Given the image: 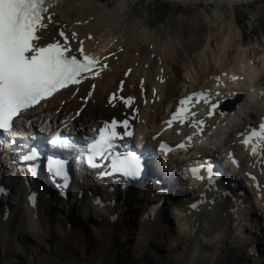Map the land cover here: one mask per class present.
Here are the masks:
<instances>
[{
  "label": "bare ground",
  "instance_id": "bare-ground-1",
  "mask_svg": "<svg viewBox=\"0 0 264 264\" xmlns=\"http://www.w3.org/2000/svg\"><path fill=\"white\" fill-rule=\"evenodd\" d=\"M168 1L174 7L182 4L190 12L173 11L167 33L151 34L144 19L125 25L134 0H113L112 6L100 0H48L45 15L51 19L45 20L47 28L39 33L44 37L41 42L59 40L62 31L69 37L73 53L83 42L84 53L107 63L108 68L101 71L100 78L87 76L79 87L22 114L14 133L32 134L37 127L43 135L62 126L76 140H86L103 119L124 114L142 138L166 139L173 144L191 137L188 145L195 149L171 156L173 166L196 159L198 153L224 152L227 157L233 153L246 196H241V188H235L229 197L225 194L228 188L223 191L217 183L204 180L200 189L185 190L190 200L183 196L174 199L180 206L175 209L171 208L175 204L172 198L155 184L144 186L139 194L117 186L112 196L110 188L102 187L95 198L86 193L88 196L79 200L76 194L67 202L56 195V201H48L47 189L41 199L43 218L40 208L33 209L26 201L19 206L20 224H5L0 217V264H117L135 256L143 257V264H156L153 258L160 264H264V142H255L261 143L262 150L241 143L247 129L264 120V68H255L261 62L257 50L243 47V38L234 28L237 19L227 22L226 12L228 6L235 11L237 3L256 0ZM129 29L138 31L134 40L128 37ZM144 43L149 45L150 55L143 56ZM218 77L223 81H214ZM205 92H210L209 98L202 100L201 108L197 103L193 107L200 116H191L184 126L169 128L167 120L178 100ZM111 93L127 98L132 105L118 99L110 102ZM258 96L262 100H255ZM217 102L237 107L220 115L215 110ZM199 119L204 126H198ZM254 147L257 152L250 155ZM22 190L26 188L22 186ZM201 192L206 196L201 197ZM164 200L156 213L147 210ZM194 204L198 206L194 208ZM90 230L99 246L88 256ZM117 235L126 242L125 247L117 246ZM148 251L163 254L148 258ZM19 253L27 255V263L19 261Z\"/></svg>",
  "mask_w": 264,
  "mask_h": 264
},
{
  "label": "snow or ice",
  "instance_id": "snow-or-ice-1",
  "mask_svg": "<svg viewBox=\"0 0 264 264\" xmlns=\"http://www.w3.org/2000/svg\"><path fill=\"white\" fill-rule=\"evenodd\" d=\"M45 4L46 0H0V130L5 132H12L16 121L22 120V114L27 110L70 84L80 83L84 74L92 72L99 64L98 60L84 54L83 42L73 53L67 43L68 37L62 31L59 35L64 42L41 43L44 37L38 33L47 28L45 20L51 19L45 15ZM112 98L116 99V96ZM182 103L186 104L188 100ZM118 126L113 120L98 130L99 139L91 145L94 155L103 156L112 147V141L120 135L116 131ZM122 126L128 127L127 119ZM260 127L264 129V124ZM126 134L131 135V132ZM260 136L264 141V133ZM244 142L250 143V139ZM256 152L254 147L252 153ZM31 158L24 157L25 160ZM91 159L90 156V162ZM111 163L114 171L129 176L138 175L142 168L140 158L134 154H126L124 158L117 156ZM50 164L55 175H63L62 162L51 161Z\"/></svg>",
  "mask_w": 264,
  "mask_h": 264
},
{
  "label": "rangeland",
  "instance_id": "rangeland-1",
  "mask_svg": "<svg viewBox=\"0 0 264 264\" xmlns=\"http://www.w3.org/2000/svg\"><path fill=\"white\" fill-rule=\"evenodd\" d=\"M104 5L108 4L109 6L113 5V0H100ZM135 3L130 5V9L126 12V16H130L129 22L125 19V25L129 23L130 25L135 23V21L139 19H144L145 26L150 30L151 34H166L167 31L170 29L169 26V19L171 13L174 11L175 13L179 14H185L190 12L189 8L185 7L182 4H179V6H173L172 2L168 0H134ZM202 4H199L198 6H202ZM255 5V6H254ZM258 11L256 10V8ZM226 12L228 15V21L230 19L234 18L237 19V23L234 28L235 31H238L239 37L243 38L242 45L246 49H252L255 48L257 50V56L258 59L261 62H257L255 64V68L258 71L263 70L264 68V0H256L253 3L245 2V3H237L235 6V11H233L229 6L226 7ZM255 11V15L251 12ZM165 13V14H163ZM237 29V30H236ZM128 37L131 40H134L137 38L138 31L131 32L132 30L129 29ZM240 31V32H239ZM138 43H143V41L137 40ZM143 56L150 55L151 49L149 45L143 44ZM251 58H254V56L251 55ZM233 75V72L231 73ZM184 77V76H183ZM216 79H214L215 81ZM211 81V77L209 80V83ZM264 81V77H263ZM181 90V86H179V91ZM255 100H262V97L258 96ZM164 112H167V109L164 110ZM245 118V116H242ZM241 140V139H240ZM258 144H255V146L262 150L261 147L257 146ZM261 155L264 159V151H261ZM140 204V203H139ZM136 208H138L136 206ZM96 223V222H95ZM132 235V234H131ZM91 239L87 244L86 252L88 256H90L96 247L99 246V242L96 240L94 236V232L90 230V236ZM94 237V238H93ZM117 235V241L115 242L118 247H125L126 242H121V240L118 239ZM152 254V255H151ZM163 253L156 254L155 252H147L148 258L153 256L160 257ZM27 255L19 253L17 255L18 259L22 261V263H27L28 259L26 257ZM12 257V256H11ZM156 261V264L159 263L156 258H153V261ZM143 257L139 258V256H135L133 258H129L125 261H119L117 264H143ZM145 264H150V262H146ZM152 264V263H151ZM160 264V263H159ZM238 264V263H237ZM240 264V263H239Z\"/></svg>",
  "mask_w": 264,
  "mask_h": 264
},
{
  "label": "trees",
  "instance_id": "trees-1",
  "mask_svg": "<svg viewBox=\"0 0 264 264\" xmlns=\"http://www.w3.org/2000/svg\"><path fill=\"white\" fill-rule=\"evenodd\" d=\"M163 14H165V13H163Z\"/></svg>",
  "mask_w": 264,
  "mask_h": 264
}]
</instances>
